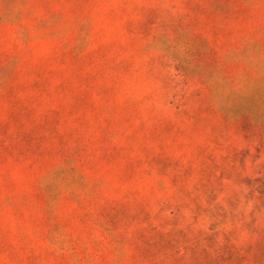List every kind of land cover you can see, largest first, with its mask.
<instances>
[{
  "label": "rangeland",
  "instance_id": "1",
  "mask_svg": "<svg viewBox=\"0 0 264 264\" xmlns=\"http://www.w3.org/2000/svg\"><path fill=\"white\" fill-rule=\"evenodd\" d=\"M0 264H264V0H0Z\"/></svg>",
  "mask_w": 264,
  "mask_h": 264
}]
</instances>
